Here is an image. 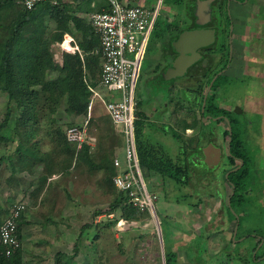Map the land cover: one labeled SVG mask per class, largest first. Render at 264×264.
<instances>
[{"label": "rangeland", "instance_id": "374dc122", "mask_svg": "<svg viewBox=\"0 0 264 264\" xmlns=\"http://www.w3.org/2000/svg\"><path fill=\"white\" fill-rule=\"evenodd\" d=\"M135 1L139 5L152 9L160 7L159 16L149 38L135 88L137 105L135 110V138L138 158L147 189L151 194L157 196V200L154 203L157 217L147 213L148 216L142 223H147L148 229L135 228L140 225L137 224L129 226L130 230L128 228L120 230L116 225L117 219L121 216L120 213L117 212L113 219L106 214L98 223L99 228L97 229L99 238L102 239L101 245H98L99 247L93 245L95 234H93L92 228L90 233L85 235L89 237L90 244L86 243V246L83 247L82 243L78 245V242L76 244L78 246L77 250L74 249L73 241L70 242L68 253L60 258V264H161L164 260L165 252L169 251L170 239L173 240L176 236L182 238L180 239L182 240L181 242L175 244L177 248H182L193 237V234L186 233L188 225H186L185 220L178 219L177 214L181 211L184 213L189 210L195 211V203L204 196H208L213 201L203 199L201 210L206 213L208 208V211L212 212L217 207L216 200L221 198L223 193L226 176L224 174V165L216 171H209L205 165L199 162V153L197 152L187 155L188 163L192 165L189 173L191 183L186 186L163 185V179L153 175L149 168L144 167L145 161L142 157V149L149 153L153 151L158 158L161 157L159 152H163L165 156L169 155L172 158L179 153L177 146L179 143L173 141L174 128L171 125L179 128L177 124L183 122V118L190 111L176 106L178 97L173 91L176 85L180 84L185 89L184 94L190 95V92H187L186 89L190 90L192 85L189 86V83L185 84V88L181 79L168 81L162 78V74L167 67L163 58L172 57L176 50L185 51L188 49V41L185 42L181 36L178 39L175 36V31H171L172 29L169 28L171 24H174V16L179 13V9L172 4L174 0ZM70 4L72 5L73 3ZM73 7L79 12L87 8L95 11L96 9H109L110 2L109 0H84L83 4H73ZM80 14L83 17L86 16L85 13ZM207 16L204 13L201 17L206 18ZM43 26L49 33L56 30V23L49 15L43 17ZM78 37H80L79 34H77V40ZM61 42H55L51 45L54 62L59 66H62V61H64L65 57L61 55L58 46ZM233 47L236 52V44ZM226 49H228L227 45ZM171 63L172 65L181 66L180 59L172 60ZM156 67L160 69L158 74L154 72ZM55 76H57L56 72L52 74V77ZM229 82L226 80L219 83L223 87V92L220 93V98L216 104L221 105L224 109L227 108L233 116L235 114L232 110L237 104L236 101L246 98L244 114L236 115V117L245 124L248 122L251 127L249 130L252 132L253 125H256L261 116L259 117V114H255L253 105L249 104L251 100L248 99L251 97L243 95L248 78L235 87L233 85L234 80L231 79ZM100 92L104 93L105 90H100ZM248 93H253V87L250 88ZM169 99L168 116L163 113L161 116H164V118L155 121L153 118L157 117L152 116L151 113L154 105L159 104V110H164ZM186 100V103L183 102V106H191L188 99ZM15 108V104H9L7 96L2 92V83H0V135L9 138L8 142L0 143V221L2 222L10 215L12 208L19 202L28 199V202H36L38 204L39 195L46 190L48 197L50 196V201H48V197L44 196L45 201L41 202L42 204L46 203V201L51 203L52 195H58L59 202L61 200L60 204H63L62 206H70L76 210L84 205L86 211L90 212L87 217L90 222L95 220L97 211L109 210L118 194V190L114 186L113 180H110V172L99 168L98 154H106L105 149L112 148L113 153L123 163L125 162V145L120 128H116L111 119H109L102 102L95 100L93 106V118L96 122L98 121L100 126L98 128L93 126L90 129V139L88 140L90 144L84 145L90 148V153L93 156L91 162L82 160L80 156H77V158L75 156L68 171H64V167L68 162L69 153L65 150L64 143L60 142L61 139L58 132L65 136V131L68 127L82 124L84 118L67 114L65 111L66 105L62 103L57 114L53 117L42 119L35 131L22 127L19 133L16 128L19 113L16 112ZM170 113L173 117H170ZM186 118L190 122L189 116ZM249 130L247 131L249 132ZM106 134L110 136L107 141L105 138L103 139ZM186 134L191 136L192 133L187 131ZM246 136L248 137V135ZM253 139V137L251 139L246 138V145H248L246 148L248 149L247 153L252 157L253 162L249 163V165H251V169L254 172V160L259 155V150L255 148ZM109 141V144L106 143ZM172 143L174 146H171ZM202 145H204V142H202ZM27 150H36L38 158L31 157ZM107 154L110 155L111 153ZM110 160H112L111 155ZM260 178V176L254 178L257 183L255 188L253 184L254 190L249 185L252 178H248L245 183V189L247 187L248 189L251 188L249 193H246L249 207L245 211V215L241 217L242 222L238 230L237 239L233 240V242L243 241L245 246L254 245L253 240L247 238L249 235L253 236L256 234L264 239V202L258 203L261 196L260 188H262ZM225 193L226 196L230 193V187H227ZM224 210L225 213H228L227 209ZM41 215L44 217L42 219H46V212ZM195 219L203 222L205 217ZM216 219L215 217L212 223H215ZM62 220L66 219L62 218ZM216 223L219 227L223 225L219 222ZM75 226L74 230L77 231L79 226L77 224ZM178 229H181V231L178 232ZM206 232L205 229L200 238L203 237L197 241L199 246H203L202 251H205L206 248L208 249L207 240L205 239ZM245 238L246 240H244ZM212 241L215 244L220 242L221 233H216ZM218 246L220 247V245ZM43 251V255L37 259L38 264H57V256L55 254L49 253L47 249H43ZM263 252L264 248L258 254L261 255ZM27 253L26 263L34 264L36 257H33L31 250ZM79 253L81 254L80 256ZM204 255L205 264H224L225 262L223 254L215 255L208 250ZM247 257L248 260L246 262H236V264H264V258L257 261L254 260L255 253L247 252Z\"/></svg>", "mask_w": 264, "mask_h": 264}, {"label": "trees", "instance_id": "16d2710c", "mask_svg": "<svg viewBox=\"0 0 264 264\" xmlns=\"http://www.w3.org/2000/svg\"><path fill=\"white\" fill-rule=\"evenodd\" d=\"M20 1L0 0V83H2V92L7 96L9 104H15V110L19 113L17 132L20 133L22 127L35 131L42 119L57 114L62 103L66 105L67 114L77 117L87 116L91 99L88 83L96 86L100 79L101 57L95 51L100 49L101 41L87 23L86 16L83 17L80 13L87 15L94 10L87 8L79 12L73 7V4L81 5L84 0H66L56 5L42 3L33 10L26 11L20 6ZM183 2L184 0H174L172 4L180 8ZM101 10L96 9L95 11ZM45 15H49L56 23L55 31L49 33L44 28L43 17ZM65 33L74 35L84 52V60L79 55L67 54L62 66H59L54 62L51 45L55 42H61ZM77 34L80 35L78 40ZM55 72L57 76L52 77ZM86 79L89 80L86 81ZM180 107L184 108L182 103ZM209 110L214 115L230 114L218 108L215 103L211 104ZM93 122L96 121L92 113L90 124ZM201 123V121H183L179 124L178 131H173V139L181 146V152L177 157L172 158L169 155H163L162 158H158L153 151L149 153L142 149L144 167L149 168L153 175L171 180L175 185H189L191 170L187 155L197 146V143L199 144L202 138L186 137L185 133L186 130L196 128ZM230 123L232 143L229 157L230 159L239 157L243 162V166L237 171H232L227 178L230 184L231 206H226L230 216H232L235 207L242 205L244 201L246 202L244 192L248 189V187L245 189V183L250 176L249 163H251V157L247 153L248 149L243 147L239 122L236 119H230ZM96 125L97 128L100 126L98 121ZM58 134L61 139L60 142L64 143L65 150L69 153L64 171H68L75 156L76 158L80 156L82 160L91 162L93 156L88 146H84L77 155L76 149L67 142L66 136L60 132ZM226 135H229L228 131ZM104 138L107 141L110 136L106 134ZM203 139L205 140V137ZM8 141L9 138L0 135V143ZM35 151L27 150V153L36 159L38 154ZM110 155L98 154V166L104 171L108 170L110 180H113L117 171L113 164L114 158L110 160ZM232 162L234 161L232 160ZM236 164L241 166L240 163ZM232 193L234 194L231 195ZM117 212L120 213L122 219L128 222H139L148 216L147 212L134 208L129 203L128 196L119 191L109 210L97 211L95 216ZM2 222L0 221V225ZM23 224V215H21L19 220L20 237ZM84 228L86 232L92 228V225H87ZM82 233L84 232L82 231ZM74 249L78 250V246L75 245ZM63 256L62 254L57 255V264H60V258ZM0 264H24L22 249L17 250L10 257L0 255ZM165 264H178L176 255L165 252Z\"/></svg>", "mask_w": 264, "mask_h": 264}, {"label": "crops", "instance_id": "0c3cea01", "mask_svg": "<svg viewBox=\"0 0 264 264\" xmlns=\"http://www.w3.org/2000/svg\"><path fill=\"white\" fill-rule=\"evenodd\" d=\"M133 1L136 2L135 0ZM103 10H108V9H102L101 11ZM94 12H100V11H94ZM91 13L93 12H90L89 14ZM89 14L86 15V21L88 24H89L88 22ZM231 14L235 21V28H234L235 35H234L233 43L236 44V52L235 50H233V60L228 68V71L226 72V75L229 77L227 82L230 83L229 81L231 79L234 80L233 85L235 87L240 85L239 83L244 81V79L248 78L245 93H243V95L245 97H251L248 99L251 100L249 104L253 105L254 113L257 115L259 114L258 115L259 117L261 116L260 120L256 123V125L255 124L253 125L252 132L249 130L251 129V127L248 122L247 124H245L244 122H241V120L239 119H237V121L239 122L240 129L242 132V139L244 146L248 147V145H246L247 144L246 138L251 139L253 137L254 146L256 149L259 150V155L254 160V166H253L254 172L251 169V165H250L249 178H252V180L249 182L250 183L249 185L251 186L252 190H254V188L257 185V183L254 181V178H258L259 176L261 177L260 182L262 188H260V195L262 197L260 196L258 203H262L264 202V0H245L242 6L232 4ZM66 35H71L75 39L72 33H65L64 37ZM165 65L167 67L165 72L162 74V78L163 80L172 81L174 77L168 78L167 76L168 75L171 76L170 73L172 71L170 70H172V68H175L176 65H172V63L171 64L166 63ZM159 70H160L159 67H156L154 71L155 74L156 73L158 74ZM88 80L86 79V81ZM89 85L91 84L88 83V86ZM252 87H253V93L252 94L248 93V91H250V88ZM245 99L246 98H242L236 101L237 105L241 108L242 115L244 114L246 107ZM169 102L170 99L168 100V103ZM179 104L181 105V103ZM180 105L177 106L181 108ZM168 108L169 107H166L164 108V110H162V113H165L166 116H168L167 113ZM144 112L146 113V111ZM82 117L84 118V120L86 119V116H82ZM155 117H157V118H153L155 121L164 118V116L162 117L161 114ZM170 117H173L171 113H170ZM186 117L183 118L182 121L189 122L188 118ZM109 119H111L110 116ZM179 124H177L178 127ZM93 126H97L95 122L89 125V132ZM171 126L172 128H174L173 131H178V128H176L174 125ZM192 129L193 128L188 129L186 130V132L189 131L192 133ZM247 130H249V132ZM187 135L189 134H186V137H191ZM246 135H248V137ZM173 141L175 142V140ZM106 143L109 144L110 141ZM171 146H174L173 143L171 144ZM177 146L179 153H177L176 156H178L181 152V146L180 145ZM157 149L158 151H160L159 148ZM195 150L196 148L191 150L190 154L196 152ZM105 152L106 154L111 153V158L114 159L118 158V156L113 153L112 148L107 150L105 149ZM159 153H161V156L164 155L163 152H159ZM252 162L253 161L251 159V163ZM191 165L192 164H190V168ZM232 171L233 169H225L224 171V174L226 176H225L223 193L221 194V198L216 200L217 207H215V209H213L212 212L208 211L209 210L208 208L206 213H203V211L201 210V207H203V199L206 200L210 199L208 196L206 197L204 196L201 199H198L197 202L195 203V207H194L195 211L189 210L186 213L181 211L177 214V218L185 220L186 225H188L186 228L187 230L186 233L193 234V237H191L189 241L185 243V246H183L182 248L181 247L177 248L175 246V244H178L179 242L182 241L180 240L182 238L176 236L175 239L173 240L170 239V246L168 252L174 253L176 255L178 264H205L204 253L207 252L208 250L210 251V253H213L215 255L223 254L225 261L224 264H236V262H246V260H248L247 252L255 253V258H254L255 261L264 258V252L261 255L258 254L259 251L263 250L264 248V239L262 237L256 234H254L253 236L249 235L247 238H251L254 242V245H249V246H245L243 244V241L233 242V240L237 239L238 236V230L242 222L241 217L245 215V211L249 207V204L247 202L248 199H246V193L247 192L249 193V190L251 188L247 189L248 191L246 190L244 192V198L246 202L244 201L242 205L236 206L235 210H233L232 212L233 215L230 216V212L227 209L226 205L231 206V201H230V205L228 203L229 199L231 200V197H229V194L226 196L225 192L227 190V187H230V184L227 181L229 175L227 176V174H230ZM159 177L160 179H163V185L174 184V182H172L171 180L165 179L162 176ZM190 183H191V179H190ZM253 184H254V188H253ZM233 194L234 193H232L231 195ZM44 196L48 197L47 190L39 195L38 204H36V202L30 203L28 202V199L17 203V204H22L24 206V211L22 213L24 224L22 225L20 230L21 241H23L22 243L25 244V245L22 244L24 248L23 246L21 248L23 251L24 264H27L26 254H28L27 252H29L30 250L33 257H36L34 260V264H38L37 259L43 255L44 252L43 249H47L49 253L55 254V256H57L58 254L66 255L68 253L69 244H71L70 242L72 241L74 247L78 242H79L78 245L82 243V246L85 247L86 243L90 244L89 237L88 236L86 237L85 235L90 233V230L92 228H93V234H95L93 245L94 246L101 245L100 243L102 242V239L99 238L97 229L99 228L98 223L101 221V219H103V216H105L106 214L95 216V220L93 222H90V220H87V217L90 212L86 211L84 205L78 207L76 210L70 206L69 207L62 206L63 204H60L61 200L59 202L58 195H52L51 203L48 202L50 201V196H49L48 197L49 200L46 201V203L44 202V204H42L41 202L45 201ZM31 198L33 197L31 196ZM224 209H227L228 213H225ZM44 212H46L47 214L46 219H42L43 216L41 214ZM116 214L117 213H113L109 215L107 214V216L113 219L116 216ZM156 217H157V213H156ZM204 217L205 220L203 222H199L195 219V218L201 219ZM215 217L217 219L215 220V223H212ZM62 218H65L66 220H62ZM121 222H124L125 226H122ZM142 222L143 220L139 222L136 221L128 222L120 217L117 219L116 225L117 228L120 230L127 229L129 226L137 225V224L140 225L135 228L148 229L147 226L148 224ZM216 222L223 224L222 227H219ZM75 224L79 226L77 231L74 230V228L76 227ZM87 225H92V228L85 232L84 227ZM205 229L207 231L205 239L207 240L208 249L206 248L207 251L206 250L202 251L203 246H199L197 244V241L203 237L202 236L200 238L202 232ZM128 230H130V228H128ZM82 231L84 233H82ZM177 231L180 232L181 229H178ZM216 233H221V241L215 244L212 241V239L214 238V235ZM244 240H246V238ZM218 245H220V247ZM151 247L154 249L153 246ZM253 249H255L254 252ZM202 252L204 253L202 254ZM80 255L81 254L79 253V256Z\"/></svg>", "mask_w": 264, "mask_h": 264}, {"label": "built area", "instance_id": "2783aa9c", "mask_svg": "<svg viewBox=\"0 0 264 264\" xmlns=\"http://www.w3.org/2000/svg\"><path fill=\"white\" fill-rule=\"evenodd\" d=\"M66 0H21L20 6L33 10L42 3H57ZM108 10L93 12L88 22L101 41L100 49L95 53L101 57L100 79L96 86H88L91 99L88 113L82 124L72 125L65 131L67 142L78 154L88 140L89 125L95 100L104 105L116 128H120L124 138L125 162L119 158L113 160L117 171L113 178L116 189L128 196L129 203L142 212L156 217L155 201L146 186L140 168L135 138V88L140 75L141 65L149 38L156 25L160 7L149 8L133 0H109ZM60 53L79 55L84 60V53L71 35H66L58 44ZM63 64V61H62ZM100 90H105L101 93ZM92 139V138H91ZM24 211L22 204H15L10 215L0 225V255L12 256L22 248L19 235V220ZM122 226L124 222H121ZM165 264V261L162 262Z\"/></svg>", "mask_w": 264, "mask_h": 264}, {"label": "flooded vegetation", "instance_id": "af4514ba", "mask_svg": "<svg viewBox=\"0 0 264 264\" xmlns=\"http://www.w3.org/2000/svg\"><path fill=\"white\" fill-rule=\"evenodd\" d=\"M244 2L245 0H184L182 6L177 8L179 13L174 16V24L169 26L172 29L171 31H175V36L178 39L188 32L201 31L213 36L208 44H206L207 41H189L187 50H176L170 58L163 56L165 57L163 58L164 63L168 64H171L172 60L180 59L181 66L172 68L170 74H175L173 80L181 79L184 85L188 83L189 86L192 85L190 90L186 89L187 92H190V95L184 94L185 89L180 84L176 85L173 92L178 97L176 100L177 105H180L179 103L184 104L183 102L188 99L191 106H184L181 109L190 111L187 114L190 120L202 122L198 127L192 129L191 136L202 138L201 141L203 140L204 145L201 146L202 142L199 141L195 151L199 153V162L205 165L209 171H216L222 165L225 169H236L240 167L236 163L242 164L241 158L234 157L230 159L229 157L232 143L230 119L237 120L236 115H242L241 108L236 104L232 110L235 115L232 116L231 111L216 103L220 98V93L223 92V88L219 83L228 80L229 77L226 72L233 60L235 21L231 14V5L242 6ZM202 7L207 8L202 10ZM204 13L208 15L206 18L201 17ZM226 45L228 49H226ZM204 103L205 107L203 109ZM213 103L230 114L220 113L214 115L209 110ZM166 107H169V103ZM153 110L151 111L152 116L163 114L162 110H159V104L154 105ZM227 131L229 135H226ZM203 137H205V140ZM230 138L231 141H229ZM220 139L221 141H219ZM216 150L220 151L221 160L217 167L211 168L208 161L215 162L216 157L213 155Z\"/></svg>", "mask_w": 264, "mask_h": 264}, {"label": "water", "instance_id": "95a60500", "mask_svg": "<svg viewBox=\"0 0 264 264\" xmlns=\"http://www.w3.org/2000/svg\"><path fill=\"white\" fill-rule=\"evenodd\" d=\"M203 9H205L204 7H202V10ZM182 38L184 39V41L185 42H189V41H193V42H197V41H207L206 42V44H208L212 39H213V36L211 35V34H208V33H205V32H188V33H185L183 36H182ZM181 38V39H182ZM179 74H181V72H179ZM179 74H177V75H179ZM173 76H175V74H171V76H167L168 78H171V77H173ZM210 89V88H209ZM206 97H207V95H206ZM204 107H205V103H204V105H203V109H204ZM230 134H232V130L230 129ZM229 141H231V138H230V140ZM214 157H216V159H215V162H210V161H208V163H209V166L211 167V168H215V167H217V165L219 164V162H220V160H221V153H220V151H218V150H216L215 152H214V155H213ZM243 166V162H242V164H241V166L240 167H242ZM240 167L239 168H237V169H235V170H233V171H237L238 169H240ZM229 174H227V176H228ZM230 199H229V205H230ZM164 260H165V256H164Z\"/></svg>", "mask_w": 264, "mask_h": 264}]
</instances>
